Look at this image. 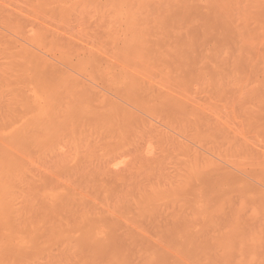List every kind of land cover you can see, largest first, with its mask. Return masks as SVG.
<instances>
[{
  "label": "rangeland",
  "instance_id": "1",
  "mask_svg": "<svg viewBox=\"0 0 264 264\" xmlns=\"http://www.w3.org/2000/svg\"><path fill=\"white\" fill-rule=\"evenodd\" d=\"M92 87L138 123L27 134L67 122L62 103L101 114ZM93 139L106 144L88 155ZM142 157L176 175L158 184L182 193L174 209L196 208L180 237L158 239L144 224L125 240L107 228L108 209L141 222L150 213L154 202H138L150 190L136 176L151 166ZM197 166L198 185L184 176ZM128 168L126 186L102 179ZM168 196L156 209L173 210ZM72 200L94 206L76 231L46 207ZM92 225L105 238L90 246L77 236ZM0 264H264V0H0Z\"/></svg>",
  "mask_w": 264,
  "mask_h": 264
},
{
  "label": "bare ground",
  "instance_id": "2",
  "mask_svg": "<svg viewBox=\"0 0 264 264\" xmlns=\"http://www.w3.org/2000/svg\"><path fill=\"white\" fill-rule=\"evenodd\" d=\"M41 68L42 69L45 68L43 71H41L43 73V76L53 77L51 75L53 73V69L49 66L46 67L44 65L43 61H41ZM34 73L36 74V73H38V71L35 70ZM55 82L59 83V85L69 83L68 80H64V79H57ZM57 83H55V85H58ZM73 83H75V82L69 83V85H73ZM102 86H103L102 88L104 89L105 85H102ZM97 87H98V85H97ZM102 88H100V89H102ZM107 89H109V87L105 88L102 91L106 90V92H107L108 91ZM96 90H97V88L92 87V90H91L92 92L91 91L89 92L90 97L92 95L91 99L93 98L95 93L98 94L100 92V90L99 91H96ZM129 93L131 94V92H129ZM103 94L102 95L100 93L98 94V95H101V97L97 96L95 94L97 97L94 96L96 98H93V99H95V101H93V102H98V108H99L101 114H98L97 112H94L91 110H90V112H88L89 110H87L86 108H81L80 110L76 109V108L75 109L70 108L69 106H71V104L69 102L64 103V104L62 103V105L59 104L60 106L58 107V109L57 108L55 109V111H56L55 113L61 119L62 118L68 119L67 122H59V124H51L49 122L48 123L45 122L42 124L36 123L37 125L32 124L31 129H30V131H28L27 134L30 133L34 137L35 140H36V136H37L38 140H40V139L45 140L49 137L48 135L52 134V132H54V131L59 132V130H63V128H65V127H71L72 130H78V129L85 130L88 128H89V130H94L95 128L100 127V128L107 130V131L116 130V132H118L120 129L130 128L133 124L138 123L137 119L132 114L131 110H128V109L126 110L125 107H122V108H120V110L112 111V110H114L112 108V106H110L111 108L110 107L108 108V106H105L106 100H108V99H106L107 93L104 95ZM105 95H106V97H104ZM104 98H105V100H104ZM104 101H105V103H104ZM116 108H118L117 105H116ZM140 122H142V121H140ZM56 125H62V126H56ZM142 126H144V125H142ZM146 127H145L146 129H148V127H149V129L155 128V126L152 124H149V126H146ZM29 128H30V126H29ZM29 128H28V130H29ZM76 139L78 141L81 140V138L78 136L76 137ZM100 139L101 138L97 139V142ZM94 141H95V139H93V142H92V140H90V142L83 140V143L85 145L84 144L82 145V144H80V143H82V140H81V142L79 144L82 145L87 150L86 153L88 155H90L93 152V150H92L93 148H97V147L103 148L104 144H106L104 142L96 143ZM89 152H91V153L89 154ZM101 156L103 157V155H101ZM194 158L196 159L195 155H194ZM152 160H153V157L150 159H146V158L142 157L141 160H139V161H140V164L151 165L154 162ZM192 161H193V159H191V164H192ZM194 161H196V160H194ZM59 162H61V161H59ZM59 162H58V165H61V163H59ZM71 166H72V168H69V171H70V169H73L74 164ZM58 167L59 166H56V168H58ZM58 169H60V168H58ZM138 169L141 171L143 169V165L139 166ZM58 171L61 172V169ZM66 171H68V169H66ZM163 171H164V169H163ZM163 171L161 170V168L158 165L157 166L151 165L148 168L144 169L141 172V174L138 173L137 175H136V173H133L132 169H130V168L125 169L124 173H123V170H120V169H118V170H107L106 172L103 173L102 179L104 177H107L109 179H113L114 180L113 182L118 181L120 184V187L126 186L127 182L130 179H133L135 177V175L136 176L141 175L140 184H142L143 183V176H144V178H146L148 181H150V190L148 193H145V196H143L141 193V190L139 188L137 191L138 202H139V204H142L144 202V200L154 202L153 204H151L148 207V211L150 213L148 214L146 219L142 222L139 220H135V217L133 215L130 217H126V218H115L116 212L108 209V218L110 220V223H109V226L107 228H109V231H112V230L114 232H120L121 231L119 236H121V237L123 236L125 240H126L125 234L127 232V229H129L131 227H135V226H139V227L142 225L144 226V224L148 225V228L155 230L154 232H155L156 237H158V239L159 238L163 239L166 236L168 238L180 237V235L183 232L187 231V228L184 226L189 227L191 224H193L194 217L197 218L196 208L191 210V213H181L180 210H177V208L174 209V206H176L179 203V199L182 196V193H176L174 190H170L172 187L171 183L167 184V187L164 185H161V187L163 189H161L158 186L160 180H170L171 178L176 177V175L172 176V174L168 173V171H167V174H164ZM80 172H83V170L81 169ZM184 172L186 173L184 175L185 178L191 179L192 181H196V185H198L199 182H201V177H202L201 175L202 174L199 173L200 170H199L198 166L196 167L195 170H191V171L190 170H186V171L184 170ZM92 176L95 179L101 178L99 176H95L94 174H92ZM215 176L214 177L211 176L210 180L213 181V180L217 179ZM181 181H184L183 175H182ZM92 182H94V181H92ZM90 185L93 186L94 184L90 183ZM90 185H89V187H90ZM144 187H145V185H144ZM179 187H180V185H179ZM170 192L176 194V195L173 194V196H172L173 198L171 197V199L169 198L172 194V193L169 194ZM198 192H199L198 190H195L194 195H198ZM168 194H169V196H168ZM166 196H168L167 198H169V201L173 207V210L168 211L167 208H163L162 205L164 203L161 204V206L157 205L159 207H158V209H156L157 207H155V204L158 203L159 198L160 197L166 198ZM172 199L176 200V202L173 201V203L175 202L176 205L171 202ZM72 201H70V204H68L66 201L65 202L60 201L57 203L51 202L46 207L49 209V212H48L49 214H52L53 217H55L56 219L57 218L59 219V225L60 226L66 225V226H68V228L70 226L74 228L76 225V228L80 229L82 227L80 226V224H78V222L81 223L82 226L84 227V223H82V222H84V220L86 219L85 217H87L89 213L93 212L94 206H90L89 203L85 204V202L74 203V201L73 202ZM160 202H161V200H160ZM134 207H135L134 210L138 215L144 209V207H140L137 204H135ZM153 208H155V209H153ZM197 212H198V210H197ZM71 216L74 218V220H71ZM97 216H100V215H97ZM188 218H190L191 220H188ZM72 225H74V226H72ZM77 225L80 227H78ZM92 226H93L92 229L90 227L88 230L82 231V233H80L79 236H77V239H80L81 243H85V244H88L91 246V244L94 242L95 245H97V244H100L102 242V239L105 238V232L102 230L103 225H99L98 227L95 225H92ZM99 227H102V228L100 229ZM73 228H70V229L73 230ZM76 228H74L75 229L74 231L77 230ZM143 230L144 231H140V233H138L136 236L143 239L144 234L148 233V232H146V229H143ZM128 239H130L129 236H128ZM91 249H92V251H97L100 253L103 251L104 246L103 245L97 246V247L94 246V247H91Z\"/></svg>",
  "mask_w": 264,
  "mask_h": 264
}]
</instances>
